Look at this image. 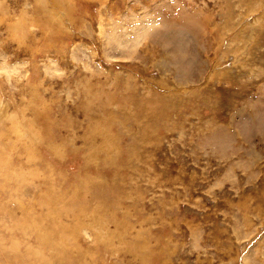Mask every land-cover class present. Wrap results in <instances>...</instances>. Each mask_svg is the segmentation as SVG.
Segmentation results:
<instances>
[{
  "label": "rangeland",
  "instance_id": "rangeland-1",
  "mask_svg": "<svg viewBox=\"0 0 264 264\" xmlns=\"http://www.w3.org/2000/svg\"><path fill=\"white\" fill-rule=\"evenodd\" d=\"M0 264H264V0H0Z\"/></svg>",
  "mask_w": 264,
  "mask_h": 264
},
{
  "label": "bare ground",
  "instance_id": "bare-ground-1",
  "mask_svg": "<svg viewBox=\"0 0 264 264\" xmlns=\"http://www.w3.org/2000/svg\"><path fill=\"white\" fill-rule=\"evenodd\" d=\"M56 198V197H55ZM64 212V211H63ZM66 213V212H65ZM63 214V213H62ZM76 224V223H75ZM71 229V228H70ZM72 232V231H71ZM44 235V234H43ZM40 237V236H39ZM61 257V256H60Z\"/></svg>",
  "mask_w": 264,
  "mask_h": 264
}]
</instances>
